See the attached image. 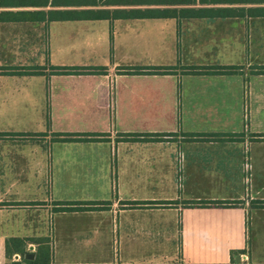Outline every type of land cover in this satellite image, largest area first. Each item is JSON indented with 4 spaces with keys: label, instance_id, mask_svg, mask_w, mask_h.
<instances>
[{
    "label": "crops",
    "instance_id": "crops-1",
    "mask_svg": "<svg viewBox=\"0 0 264 264\" xmlns=\"http://www.w3.org/2000/svg\"><path fill=\"white\" fill-rule=\"evenodd\" d=\"M108 1L0 0V264H264V4Z\"/></svg>",
    "mask_w": 264,
    "mask_h": 264
},
{
    "label": "trees",
    "instance_id": "trees-1",
    "mask_svg": "<svg viewBox=\"0 0 264 264\" xmlns=\"http://www.w3.org/2000/svg\"><path fill=\"white\" fill-rule=\"evenodd\" d=\"M190 5H195L197 3V0H187ZM226 1H232L234 3H258V4H264V0H199L200 3L205 4H215L220 2H226ZM134 0H109L106 3H109L110 5H133ZM142 5H147L149 3L157 4V5H177L181 0H141ZM177 11L175 9H146V10H113V11H98L93 12V18L94 19H130V18H140V19H155V18H171L175 17ZM22 15H25V13H22ZM163 68H154V71L156 73H162L161 71ZM234 67H216L215 70L209 73H218V74H228L234 71ZM134 72L141 73L144 70L141 68H136L133 70ZM11 74H19L20 75H31L35 72H30V70H24L23 72H10ZM260 73L264 74V68L260 71ZM14 135V134H12ZM62 204V203H57ZM218 205H225L223 203H217ZM64 205H73L71 202L64 203ZM64 211H73L77 209L76 207H65L62 208ZM36 243L39 245L38 251L36 253L34 260H27L25 258V252L22 250V256L25 259V262L27 264H51V252L49 249L48 240L47 239H37L35 240ZM19 242L21 246L25 245V240H16L12 239L9 240L7 244V257L11 258L13 253L11 250V245L15 247L16 249V243Z\"/></svg>",
    "mask_w": 264,
    "mask_h": 264
},
{
    "label": "water",
    "instance_id": "water-1",
    "mask_svg": "<svg viewBox=\"0 0 264 264\" xmlns=\"http://www.w3.org/2000/svg\"><path fill=\"white\" fill-rule=\"evenodd\" d=\"M34 257H35V254H33V253H27V254L25 255V258H26L27 260H33ZM236 261H237V262L240 261L239 257L236 258ZM13 264H21V262L17 261V262H14Z\"/></svg>",
    "mask_w": 264,
    "mask_h": 264
},
{
    "label": "rangeland",
    "instance_id": "rangeland-1",
    "mask_svg": "<svg viewBox=\"0 0 264 264\" xmlns=\"http://www.w3.org/2000/svg\"><path fill=\"white\" fill-rule=\"evenodd\" d=\"M46 196V195H45ZM62 216H69V215H58V219H56V224H58V222H59V220H61V219H59V218H61ZM47 220H48V225H49V217L47 218ZM53 223V222H52ZM47 225V226H48ZM21 261L23 262V263H25V264H27L26 262H25V259H24V257L23 256H21Z\"/></svg>",
    "mask_w": 264,
    "mask_h": 264
}]
</instances>
